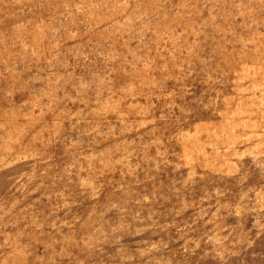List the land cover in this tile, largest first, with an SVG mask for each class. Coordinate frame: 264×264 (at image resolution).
Returning <instances> with one entry per match:
<instances>
[{"label":"rangeland","instance_id":"obj_1","mask_svg":"<svg viewBox=\"0 0 264 264\" xmlns=\"http://www.w3.org/2000/svg\"><path fill=\"white\" fill-rule=\"evenodd\" d=\"M0 264H264V0H0Z\"/></svg>","mask_w":264,"mask_h":264}]
</instances>
